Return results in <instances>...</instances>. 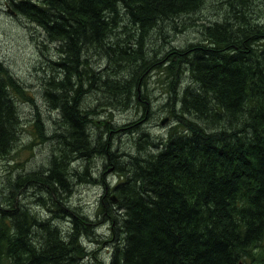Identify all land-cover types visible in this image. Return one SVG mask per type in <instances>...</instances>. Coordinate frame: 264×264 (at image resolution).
<instances>
[{
	"label": "trees",
	"instance_id": "16d2710c",
	"mask_svg": "<svg viewBox=\"0 0 264 264\" xmlns=\"http://www.w3.org/2000/svg\"><path fill=\"white\" fill-rule=\"evenodd\" d=\"M51 1L55 3L54 22L68 26V29L59 27L54 33L49 30L59 52L70 61L69 65L54 69L55 78L45 81L50 95H55L46 97L47 102L62 109L61 126L70 128L74 135L72 142H65L67 148L55 150L62 159L70 153L87 151L88 141L92 140L90 135H85L90 123L82 115L85 105L76 103V87L71 83L77 78L82 84L83 76L84 82L91 81L90 75L79 72L82 56L106 48L108 40L114 46L102 57L132 66L137 59L147 58L145 40L152 33L161 25L170 29L182 16L198 12L203 0ZM15 7L25 16L33 15L30 10L33 5ZM119 8L138 26L135 30L141 35L139 47L130 56H120L119 48L115 49L119 25L109 21L120 15ZM41 17L39 24L49 29L50 20ZM244 21V14H239L232 28L222 31L209 28L210 41L215 46L195 49L190 60L193 76L205 95L214 97L218 111L231 116L229 129H199L190 136L172 135L156 156L140 161L135 179L127 178L117 187L124 211L125 235L117 254L123 264H238L264 240V54L246 51L250 34L240 36L246 25ZM230 30L235 32V36H229L232 45L222 50L228 37L224 34H231ZM97 31L101 32L99 38ZM3 69L0 64V74ZM118 92L123 96L130 90ZM197 106L202 119L212 111L205 108L204 102ZM16 121V109L0 88V151L3 153L15 139ZM70 148L72 151L68 153ZM100 156L107 157L104 148ZM61 159H55L51 171L28 178L38 180L46 193L54 191L61 195L60 185L66 183L63 170L68 169L59 163ZM143 203L148 205L147 211ZM35 224L28 210L17 208L10 214L2 211L0 264L5 256L13 257L15 264H73L70 254L80 248L79 238L86 236L77 228L65 236L62 229L49 222L35 226L41 228V235H31ZM65 237H69L68 243L61 240ZM29 238L36 245L29 243Z\"/></svg>",
	"mask_w": 264,
	"mask_h": 264
},
{
	"label": "rangeland",
	"instance_id": "374dc122",
	"mask_svg": "<svg viewBox=\"0 0 264 264\" xmlns=\"http://www.w3.org/2000/svg\"><path fill=\"white\" fill-rule=\"evenodd\" d=\"M57 1L61 2L54 0ZM20 4L33 5V15L21 14L15 7ZM53 4L51 0H0V64L4 68L0 88L17 113L15 139L6 153L0 151V216L2 211L10 214L17 208L28 210L36 220L31 235H41V228H35L41 222L53 223L65 236L77 228L86 237L79 238L80 248L70 254L73 264H123L117 254L125 238L118 185L127 178L135 179L140 161L156 156L172 135L229 129L231 116L218 111L214 97L209 93L206 96L194 78L191 54L202 46H215L211 44L209 28L227 30L236 24L237 15L244 14L246 25L240 36L250 34L246 51L263 55L264 0H203L198 12L182 16L170 29L161 25L152 33L145 40L147 58L137 59L132 66L102 57L114 46L108 40L106 48L83 55L79 72L90 75L91 81L84 82L83 76L82 84L77 78L71 83L76 87V103L85 105L82 115L90 122L85 135L93 141H88L87 151L73 155L70 148V154L62 159L55 150L67 148L65 142H72L74 135L70 128L61 126L62 109L47 102L46 97L55 95H50L45 81L55 78L54 69L69 65L70 59L51 39L49 30L54 33L59 27L68 29L54 22ZM119 11L120 15L109 21L119 25L115 49L119 48L120 56H130L139 47L141 35L123 9ZM43 15L50 20L49 29L39 24ZM234 34H224L228 37L222 50L232 45L229 36ZM100 35L97 31L96 36ZM256 38L261 40L255 42ZM63 78L67 79L66 74ZM127 89L129 93L119 95L118 90ZM203 102L212 111L202 119L197 105ZM103 148L107 157L100 156ZM55 159H61L59 163L68 168L63 170L66 183L60 185L61 195L46 193L38 180L28 178L51 171ZM142 205L145 211L149 209L145 203ZM29 239L36 245L33 238ZM61 240L68 243L69 237ZM241 261L264 264V240ZM3 264H15V260L5 256Z\"/></svg>",
	"mask_w": 264,
	"mask_h": 264
},
{
	"label": "water",
	"instance_id": "95a60500",
	"mask_svg": "<svg viewBox=\"0 0 264 264\" xmlns=\"http://www.w3.org/2000/svg\"><path fill=\"white\" fill-rule=\"evenodd\" d=\"M165 122H166V120H165V121H163V122H162V124H164ZM113 200H114V201H116V199H115V198H113ZM240 264H242V263H240Z\"/></svg>",
	"mask_w": 264,
	"mask_h": 264
}]
</instances>
